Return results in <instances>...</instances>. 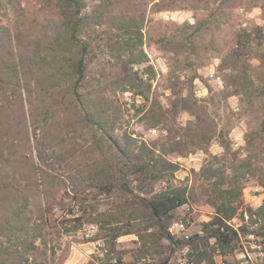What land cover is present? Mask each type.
Returning a JSON list of instances; mask_svg holds the SVG:
<instances>
[{"label": "rangeland", "instance_id": "374dc122", "mask_svg": "<svg viewBox=\"0 0 264 264\" xmlns=\"http://www.w3.org/2000/svg\"><path fill=\"white\" fill-rule=\"evenodd\" d=\"M81 2L76 15L64 0H0V63L24 58L27 72L21 89L0 94V141L8 142L11 165L25 178L19 192L43 208L50 195L56 203L32 257L46 264H188L208 251L225 264L204 228L218 191L232 186L237 196L242 191V205L231 223L248 233L226 260L264 264L263 239L252 233L263 221L248 211L264 203V0ZM82 44L87 80L77 91L84 104L64 71ZM233 53L240 55L236 67H223ZM195 102L212 137L208 149L191 147L198 136L184 105ZM89 114L117 118L113 139L132 143L135 152L146 144L178 169L154 179L131 173L113 139L100 142L102 132L84 119ZM102 182L113 184L111 193ZM166 189L185 193L187 202L159 222L143 198ZM36 210L27 211L35 218ZM130 213L136 233L114 240L111 228ZM21 241L5 239V246L20 249Z\"/></svg>", "mask_w": 264, "mask_h": 264}, {"label": "trees", "instance_id": "16d2710c", "mask_svg": "<svg viewBox=\"0 0 264 264\" xmlns=\"http://www.w3.org/2000/svg\"><path fill=\"white\" fill-rule=\"evenodd\" d=\"M64 1L68 5V8L74 10L76 15L80 13L82 7L81 0ZM154 5L160 6V3L155 2ZM71 28L72 31L70 32L67 41L72 45H75L79 32L78 23L73 24V26L70 27V30ZM81 49L82 50L78 55H73L66 59L67 68L64 71L74 81L76 99L84 104V98L77 89H79L80 85H83L87 80L84 55V52L87 50V45L82 44ZM31 57L32 56H30V58ZM239 57V54L233 53L229 56V59L225 58L223 60L222 66H226L227 63L231 61L232 63H235L234 66L236 67ZM6 61L8 62L5 63L3 61V64L0 63V94L2 95H6L8 89H11L13 93L21 89L22 82L26 79L27 75V72L23 71L25 66L24 58L21 62ZM243 79L251 81L249 76H245ZM127 87L125 90L133 91V86ZM174 93L177 94L176 92ZM137 94L142 95L144 99H149L147 96H144V92H138ZM196 104L197 103L195 102L194 105H184L186 109L192 111L195 119L193 124L198 136V142H193L191 147L208 149L212 137L209 131L204 128L207 121L200 116L201 110ZM172 106L177 107V103H174ZM144 108L145 104L138 108V110L142 112ZM88 113L89 112H87V114ZM84 119L94 127L97 126V131L102 132L100 142H103L106 139H113L111 133L113 128L111 125L116 122L117 118H113V116L110 118L109 114L106 116L103 114L97 119L94 114H89V116H86ZM112 142L114 143V147L118 149L121 155L126 159V168H128L131 173L141 175L145 179H154L157 177L158 173L168 169L175 171L178 169V164L160 156L159 154H155L156 150L146 144L141 146L138 152H135L131 147L132 143L130 142L126 143L124 146H122L116 138H114ZM221 145L226 149L229 148L225 139L221 141ZM7 146L8 142L0 141V264H46L44 261H38L33 258L31 254L39 247L37 240L44 237V227L51 226L48 222V217H46V212L49 207H53L56 204L53 202L54 195H50L52 202H49L48 200L47 202L45 201V206L43 208V201L38 203L37 201L31 200L32 198L29 195L23 194L24 191L19 192L20 189L17 185L25 178L22 174H17L16 168L11 165L12 153L10 152V147L7 148ZM102 147L103 144L101 148ZM16 151L18 152V150ZM34 171H36V169H34ZM35 173H37V171ZM121 185L126 192L129 191L132 193L134 190L127 184L124 186L123 182H121ZM260 185L264 187V181L261 182ZM100 187L106 189L110 193L114 188L113 184L103 182L100 183ZM220 191L221 192L218 191V198L212 203L215 208L214 216L205 224L204 232L208 233L209 239H214L216 246L213 247V249L214 251H218L223 257L224 263L231 264L226 260V256L235 253L238 243L241 242L242 235L248 233L247 229L244 227L240 226L242 229L236 228L231 223V221L237 216L240 205H242V202L238 200L242 191L239 192L238 196L232 186L220 189ZM143 201L144 208L149 209L152 215L160 222L163 217L169 219L172 211L184 205L187 202V198L185 193L174 189H166L152 198H143ZM30 205H34L37 209L36 211L38 215L35 218L28 214L27 210ZM248 211L251 215L257 213L259 218L263 221L261 230L252 233L261 237L264 244V203L256 210L257 212L250 207L248 208ZM29 213L32 215L33 211H30ZM77 219L80 223L73 226L76 230L82 225L81 217H78ZM122 221H125L126 223H123L116 228H111V230H115L113 234L114 240L122 235L136 233V218L134 217V214H128L125 220ZM118 222H120V220H118ZM108 224H110V222H108ZM161 228L163 229V236L166 239L172 240L173 236L168 232L167 226L164 222L161 223ZM13 238L22 240L19 243V245L21 244L20 249L13 248L12 246H5V239L12 240ZM195 250H197L196 246ZM198 256V261L194 262L193 260H190L188 264H202L203 262H205V264H216L213 255L209 254L208 251H202L201 255ZM118 261L121 263L120 260Z\"/></svg>", "mask_w": 264, "mask_h": 264}, {"label": "built area", "instance_id": "2783aa9c", "mask_svg": "<svg viewBox=\"0 0 264 264\" xmlns=\"http://www.w3.org/2000/svg\"><path fill=\"white\" fill-rule=\"evenodd\" d=\"M177 225H178L182 230L185 229V223H183V222H179V223H177ZM187 237H188V235H187Z\"/></svg>", "mask_w": 264, "mask_h": 264}]
</instances>
